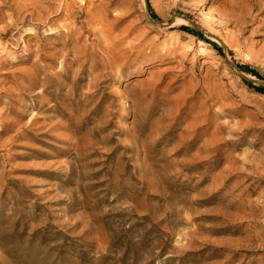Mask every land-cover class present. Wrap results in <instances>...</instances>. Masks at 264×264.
Segmentation results:
<instances>
[{
	"label": "rangeland",
	"instance_id": "obj_1",
	"mask_svg": "<svg viewBox=\"0 0 264 264\" xmlns=\"http://www.w3.org/2000/svg\"><path fill=\"white\" fill-rule=\"evenodd\" d=\"M69 1L0 0V264H264V0Z\"/></svg>",
	"mask_w": 264,
	"mask_h": 264
},
{
	"label": "bare ground",
	"instance_id": "obj_2",
	"mask_svg": "<svg viewBox=\"0 0 264 264\" xmlns=\"http://www.w3.org/2000/svg\"><path fill=\"white\" fill-rule=\"evenodd\" d=\"M53 3L57 4V2H54V1H53ZM76 3L77 2L75 0L69 1V4L71 6H74ZM58 4L60 5V0H59ZM60 9L56 10V13H59ZM206 14H208L209 18L213 17L212 13L210 12V9L206 10ZM209 35H211V34H209ZM216 129L217 130L213 133V137H214L213 140L207 141L205 139H202L203 141H202L201 145L196 146V148H195L196 153L193 154V159L200 157L201 152L202 153H210L213 151H220L219 144L216 143V141L219 139L218 136H216V134L229 133L230 126L224 125V124H217ZM193 135H194V137H192V142H195V143H197L198 139H200L199 137L202 136V134L198 132L196 127H194V129H193ZM240 145H242L241 141L237 140V142H235V140H230V141H227V144L225 145V147H226L225 149H227V150L228 149H230V150L238 149V147ZM225 152H232V151H225ZM232 162H233V164L236 165V169H242L244 166L250 167V172L246 173V175L242 178L243 182H246L250 179L252 180L251 184H254L258 181H262V178H263L262 176H264V174L261 173L257 164L253 163L250 159L247 161V163H245L241 160L234 158ZM242 174H243V171H238L236 173V177L239 178ZM255 191H256V187L251 189V192L254 193ZM253 211H255L256 214H259L260 213V207L258 205H255L253 208ZM226 217H227L226 220L228 222L230 219L235 218V215L234 214H232V215L228 214Z\"/></svg>",
	"mask_w": 264,
	"mask_h": 264
},
{
	"label": "trees",
	"instance_id": "obj_3",
	"mask_svg": "<svg viewBox=\"0 0 264 264\" xmlns=\"http://www.w3.org/2000/svg\"><path fill=\"white\" fill-rule=\"evenodd\" d=\"M183 28H185V27H183ZM187 30H189V29H187ZM250 73H252L253 75H256V73H255L253 70H251ZM247 84H248V85H252L250 82H247ZM256 90H257L258 92L264 94V87H262V86H258Z\"/></svg>",
	"mask_w": 264,
	"mask_h": 264
}]
</instances>
